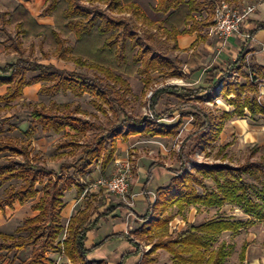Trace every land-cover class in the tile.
<instances>
[{"label":"trees","instance_id":"trees-1","mask_svg":"<svg viewBox=\"0 0 264 264\" xmlns=\"http://www.w3.org/2000/svg\"><path fill=\"white\" fill-rule=\"evenodd\" d=\"M155 1L153 12L166 15V18L156 25L152 22L147 23L143 15L139 16L135 0H47L42 15L51 17L53 25L38 24L22 5L17 6L11 13H0V23L3 26L13 25L16 37L22 42L39 39L41 44L48 45L55 51L58 59L69 58L77 68H87L101 75L89 78L75 71L58 69L52 64H41L32 57L33 47L25 58L21 49L22 43L18 42L13 45L19 55L17 60L0 66V88H6L5 93L0 96V103L9 107L22 98L26 87L40 84V94L56 96L60 93H70L77 98L90 95L98 113L107 115L111 112L113 116L119 113L123 118L119 125L111 119L104 125L94 124L81 119L85 113L78 106L71 108L69 104L51 101L48 106L39 105L30 112L31 123L24 132L26 140L0 138V159L4 160L0 163V182L20 183L18 187H11L5 191L0 199V212L12 208L16 202L23 205L33 200L38 194L37 186H43L42 196L32 206L37 215L25 220L23 225L16 229L17 234L25 236L14 238L0 234V250L8 253L33 248L27 264H43V254L48 250L62 252L72 264H104L103 261H89L87 257L106 242L125 239L135 248V252L123 255L119 264H124L130 256L140 255L136 241L123 233L110 235L94 247H86L88 233L100 220L111 216L124 205L118 204L95 213L96 217L92 218L94 211H90L91 206L87 204L84 209L70 217L67 226L62 223L61 213L64 207V193L72 187L76 189L77 199L86 198V185L79 183L78 178L85 176L92 165H98L103 173L114 162L117 138L126 141L129 136L146 132L153 137H175L178 133L180 122L175 125H162L149 120V117L145 120H136L127 115L124 109L127 102L119 95V91L123 94L127 92L128 87L121 75L145 76L150 71L158 70L170 77H176L178 72L174 61L157 53L151 45L155 34L160 33L174 42L180 33H193L200 27L210 26L211 22H197L193 15L202 10L213 15L216 5L212 0ZM86 3L89 5L103 3L106 6L105 10L110 13H122L125 7L132 16L117 19L98 7L86 6ZM140 21L148 24V27H154V31L145 29L140 36L138 33ZM189 24L190 29L186 31L185 27ZM262 29L264 25L257 28ZM70 36L75 38L72 46L67 45ZM246 55L247 53L242 51L224 71H219V78L211 81L208 87L166 86L155 91L147 100L150 114L159 120L174 112H180L183 116L184 111L190 110L186 114L195 119V129L185 141L187 143L196 140L200 147L205 148L219 139L224 121L232 117L229 113L215 115L205 107L206 101L212 103L216 98L215 89L222 84L223 97L233 96L227 102L234 107V117H244L245 112H248L251 118H264V108L255 99L257 85L249 80L250 75L254 78L261 75L264 79V71L251 63L248 64L246 72L243 71ZM215 71L210 70L207 74L212 76ZM235 72L247 79L246 83L241 85L225 83V79ZM29 75L33 77L29 78ZM145 82L149 83L147 79ZM204 93L206 94L203 95ZM163 94L175 96L179 103L167 112L159 114L157 105ZM38 129L55 135H60L67 129L75 135L84 134L88 130H94L97 134L86 144L81 145L73 141L59 144L58 150L78 149L81 157L74 163L61 165L59 174H54L36 165L39 160L31 157L30 138ZM186 143L183 142L176 153L179 169H168L172 175L170 184L157 190L152 205V212L157 216L149 221L146 219L147 225H143L135 234L164 230L171 218L161 215L168 210L177 209L178 212H182L188 207L222 208L226 204L237 206L249 217V221L217 219L199 226H190L174 238L159 239L146 254L149 256L158 250H164L172 257V264H224L230 254L229 247L223 245L216 251L212 250L215 237L222 233L236 234L254 222L264 221V189L259 198L255 199L246 180L247 177H251L264 184V159L247 161L238 166L224 162L198 163L193 160V153L189 156L185 154ZM187 164L192 166V171L187 170ZM155 166L150 165L147 180ZM70 171L71 176L64 178L63 172ZM207 181L213 183V189H208ZM64 232L66 237L62 240ZM245 252L244 246L240 254L241 264L245 260Z\"/></svg>","mask_w":264,"mask_h":264},{"label":"rangeland","instance_id":"rangeland-1","mask_svg":"<svg viewBox=\"0 0 264 264\" xmlns=\"http://www.w3.org/2000/svg\"><path fill=\"white\" fill-rule=\"evenodd\" d=\"M215 5L221 0H212ZM229 5L234 8L242 9L247 5L255 4L260 0H224ZM88 7H98L101 11H106V6L103 3H94L93 5L85 4ZM135 5L137 6L139 16L143 15L146 18L147 23L152 22L156 25L164 16L161 14H155L153 12L154 0H135ZM114 18L120 17H131L128 8H123L122 13L119 12H107ZM137 19V17L135 18ZM139 21V20H137ZM139 34L142 36L145 29L151 31L154 27H148V24L139 22L138 25ZM2 30L1 40L2 46H4L5 52L0 53V66H4L7 63L15 62L19 55L14 50V44L21 42V49L23 51V57H27L30 52V48L33 47V59L41 64H52L55 67L66 70L69 72H77L87 75L89 78H93L95 75L101 77L100 74H96L94 71L84 68H77L74 63L68 59L60 60L57 58L55 51L48 45L41 44L39 39H32L27 43L22 42L16 37V30L12 25H0ZM156 37L154 42L151 43L155 51L170 60L176 58V67L178 72L181 73L182 84L179 86H185L189 88H197L200 86H205L204 75L200 77H192L189 75L188 70L184 67L185 56L178 54L173 50V43L170 39L166 38L160 33L155 34ZM74 36H70L67 39V45L72 46L74 44ZM248 63H246L243 71L246 72ZM33 75H29L32 78ZM242 77V76H241ZM121 78L127 84L128 90L123 93L119 91L124 100H126L125 111L127 115L134 117L136 120H149L162 124V125H175L180 122V127L178 133L175 137H153L147 132L141 134L139 137L133 138L128 144L129 148L124 153H119L117 155V161L123 162L127 159L130 161L133 169L129 181V192L127 198L131 199L132 195H140L145 197L148 195L146 191L142 190L143 181L137 179H144L146 177L147 169L152 162L160 164L163 166L160 172L163 176H170L165 170L166 168L179 169V164L177 162L176 153L182 146L183 142L186 143L185 139L194 131L195 119L186 114L190 110L184 111L182 116L180 112H175L176 115H170L162 119H155L149 111L147 100L151 95L163 87L172 85L175 78H171L167 73L161 71H150L145 76H124ZM235 76V73L230 74L226 79L225 83L230 85H241L246 83L244 77ZM145 79L149 83L145 82ZM249 80L257 85V94L255 96L256 101L261 98L264 94L261 87H259L260 81L264 79L259 75V78H254L253 75L249 76ZM41 88L40 84L32 85L23 90L22 98L18 99L16 102L12 103L11 106L5 107L4 104L0 103V138H11L19 141L26 140L24 132L28 129L31 123L30 112L32 109L39 105L48 106L51 101H55L57 104H69L71 108L78 106L85 115L81 116V119L90 121L94 124L104 125L109 119L113 120L115 124L122 122V115L117 114L113 116L111 112L107 115L98 113L92 104V97L90 95H84L81 98L74 97L72 94H58L56 96L40 94L39 90ZM220 88V89H218ZM215 89L216 101L217 99L224 100L221 96L222 84L220 87ZM5 87L0 88V96L5 93ZM262 92V93H261ZM264 97V96H263ZM262 97V98H263ZM178 99L169 94H163L157 105V112L159 114L167 112L172 109L176 104H178ZM209 110L215 115H220V111L216 108L217 103H206L205 104ZM143 129V126H142ZM122 130V129H120ZM97 134L94 130H88L86 133L81 135H75L71 130L67 129L64 133L60 135H55L53 133H44L40 129L31 136L30 138V150L31 157L35 160H39L36 165L45 168L54 174H59V168L64 164H71L76 162L80 157V150L78 149H61L58 150L57 146L61 143L67 141H73L82 144H86L92 140L94 135ZM119 151H123V144H119ZM222 148V150H221ZM185 154L189 156L193 153V160L198 163L214 164L224 162L231 166H238L247 161H258L259 159H264V153L258 152L254 157H251V149L241 148L238 149L235 146L234 140L229 136L226 138L223 136L217 141L213 142L209 146L203 148L197 144L196 140H190L185 144L184 149ZM20 160V158H14ZM3 159H0V163H3ZM138 165V166H137ZM117 165L111 168L107 174L100 172L97 165H92L89 168V172L81 177L80 179L76 176L79 183H84L86 185V200H81L79 203H74L73 215L80 211L86 203L91 206L90 211L98 213L103 211L110 205L122 204L115 218L110 217V226L107 224H102L97 229L89 233V240H94L96 238H104L105 236L111 234L110 228L115 227L120 224L125 225V234L138 244L140 255L134 260L136 264H172V257L164 250H158L157 252L146 256L147 252L159 239H169L174 238L177 234L185 231L190 226H199L208 221L217 219H233L240 221H249V217L246 216L237 206L226 204L222 208H197L188 207L182 212H178L177 209L168 210L166 213L161 215V217H170L171 220L167 227L162 231H153L149 233L138 234V231L145 223L146 219H154L157 215L152 212V205L154 202L153 194L148 195L149 199H144L142 201H133L134 205L129 207L120 198L103 193L101 190L93 191L89 189L91 185L96 183L98 180L111 178L116 170ZM187 170L192 171V166L187 164ZM72 171L69 173L63 172V177L71 176ZM247 182L249 183L251 190L255 199L259 198L261 191L264 189V184L259 183L256 179L247 177ZM152 182V181H151ZM18 181H12L7 183L0 182V199L4 196L6 190L11 187H18ZM151 185V183L149 184ZM208 189H213L214 185L212 182L207 181ZM42 185L37 186L38 194L37 196L25 204L21 205L15 203L14 207L11 209H6L0 214V234L6 236H13L17 238L19 236H25V234H17L16 229L23 225L24 221L33 218L37 215V212L32 210V206L35 205L39 198L42 196ZM154 190V189H153ZM201 193V190H198ZM92 195V196H90ZM98 197H101L98 200ZM151 198V200H150ZM70 199L75 200V188L72 187L64 193L63 202L67 203ZM107 201V203H106ZM97 202V205L95 206ZM120 215V217H119ZM119 217V218H118ZM64 226H67V222H62ZM66 233L62 235V239H65ZM120 248L118 249L120 255L125 250L124 241H119ZM229 247V257L226 259L224 264H241L240 254L243 247H246L245 262L243 264H264V221L254 222L252 225L245 227L240 232L236 234L232 233H222L221 235L215 237L212 243V250L216 251L221 246ZM121 250V251H120ZM33 248H28L26 250L16 252H5L0 250V264H27L32 256ZM44 260L46 264H72L62 252L48 250L44 254ZM113 256L110 246L105 245L102 249L95 251L94 253L88 255L87 259L89 261H101L108 260ZM151 260V261H150ZM110 264V263H108Z\"/></svg>","mask_w":264,"mask_h":264},{"label":"crops","instance_id":"crops-1","mask_svg":"<svg viewBox=\"0 0 264 264\" xmlns=\"http://www.w3.org/2000/svg\"><path fill=\"white\" fill-rule=\"evenodd\" d=\"M46 3H47V0H0V13H11L17 8V6L22 5L31 14V16L37 21L38 24L53 25V19L51 17L42 15V11L45 8ZM154 3H155L154 5L155 7L156 6L155 0H154ZM255 5H256L255 11L249 16L247 22L245 23L243 27V30H246L252 35L251 40L243 41L238 36H232L228 38L226 42L223 44L217 38V36H215L214 34H211V28L213 25V15L209 14L206 10H202L199 13L194 14L193 17L197 22H200V23L211 22L212 25L207 26V27H200L197 31L193 33H188V32L180 33L176 36L175 41L172 42L173 50L176 53L182 54L185 56L184 67L186 70H188L189 75L192 77L194 76L200 77L201 75H204L205 86H200V87H204V88L208 87V85L211 84V81H216L220 76L219 71H224L227 68V66H229V64L233 63L236 60L237 56L242 51L247 53L246 63L254 64L258 66L262 71H264V29L257 30L259 26L264 25V0H260L256 2ZM161 15L164 16V19L166 18V15H163V14ZM164 19H161L160 21H163ZM190 25L191 24L185 27L186 31L190 29ZM252 32L254 33L252 34ZM1 33H2V30L0 28V36H1ZM3 52H5V49H4V46H2V40L0 37V53H3ZM173 61L176 64V58ZM7 64H10V63H7ZM210 70H216L212 76L207 74V72ZM177 72H178V69H177ZM235 74L237 75V77H240V79H243L239 73L235 72ZM171 78H175V80L172 82V85H168V86L185 87V86H179L182 84V81L179 80L180 78H182L181 73L178 72V75L176 77H171ZM205 94L206 93H204L203 95ZM221 96L223 97L222 94ZM232 97L233 96L230 95V96H227L226 98L223 97L224 100H221L220 98L217 99L216 101L213 100L215 104L217 103L216 108L220 111V114L229 113L232 115L230 119L224 121L223 131L219 138H222L223 136L225 138L227 136L228 137L230 136L232 140H234L235 146L238 149L249 147V149H251V157H254L258 152L264 153V118L262 117L251 118L248 112H245L244 117H241V118L234 117L233 116L234 107L230 106L227 102ZM206 103H210V102L206 101L205 104ZM171 115H176V113L174 112ZM140 135L141 134L129 136L126 141H123L121 138H117L116 140L117 150H116V154L114 157V162L109 166V168L105 172H103V174H107L109 171H111V168L117 165V162H118L117 155L119 153L126 152L129 148L128 143L133 138L139 137ZM158 139H160V137H158ZM120 143L123 144V151H119L118 146ZM253 152L255 153L252 154ZM154 162L150 164V165L154 164L156 166L152 169L151 177L149 178V180H147V173H148L149 168L147 169L146 177L144 179L142 178L140 179L139 176L137 177V179L138 181L139 180L143 181V184L141 187L142 190L146 191L148 195L153 194V199L155 200L157 190L166 188L170 184L172 175L168 172V169H171V168L165 169L167 173L170 174L171 177H169L168 175L167 176L161 175L160 172L162 171L163 166L160 164L154 163ZM97 167L99 168L98 165ZM150 183L151 185H149ZM148 195H146L145 197L138 196L136 200L142 201L144 199H149ZM100 198L101 197H98V200ZM81 200H86V198L81 197L77 199L76 189H75V200L70 199L69 201H67V203L64 202V207L61 213L62 222L66 221L68 224L70 217L73 216L74 203L75 202L79 203ZM87 204L89 203H86L85 206H87ZM96 205H97V202L95 206ZM85 206L82 209H84ZM115 206L116 205H110L104 210L111 208V207L113 208ZM6 209H11V208H6ZM119 209H117L114 214L107 217L106 219L100 220L97 226L90 232L94 231L102 224H107L110 226L109 218L110 217L115 218L116 216H118L117 212ZM1 213L2 212H0V214ZM94 217H96L95 213L93 214L92 218ZM110 231H111V234L105 236L104 238H100V239L96 238L94 240H91V239L89 240V233H90L89 232L88 238L86 241V247L87 248L94 247L98 245L99 243H101L106 237L110 235L122 234V233L125 234L124 232L125 225H123L121 221L119 225L113 228L111 227ZM119 241H124L127 244L125 245V250L121 255L118 250L120 248ZM105 245L110 246V250L113 256H111V258H109L107 261L101 260L104 262V264H108V263L119 264L123 255L132 254L135 252V248L127 240L117 239V240L106 242L100 248L94 250L92 253H94L97 250L102 249ZM245 255H246V252H245ZM138 257L139 255L130 256L125 261L124 264H136L134 263V260ZM43 264H46V263L43 262Z\"/></svg>","mask_w":264,"mask_h":264},{"label":"built area","instance_id":"built-area-1","mask_svg":"<svg viewBox=\"0 0 264 264\" xmlns=\"http://www.w3.org/2000/svg\"><path fill=\"white\" fill-rule=\"evenodd\" d=\"M255 4L247 5L242 9H238L232 7L224 0L219 1L214 8L211 34L217 36L223 44L232 36H238L243 41L251 40L252 35L246 30H243V27L249 16L255 11ZM235 76L237 75L235 74ZM259 87H261L262 91H264V81H260ZM262 97L258 99L257 103L264 108V97ZM117 166V170L111 178L98 180L96 183L91 185L89 189L93 191L101 190L103 193L116 196L126 205L132 207L134 205L133 201L135 198L140 196L137 194L132 195L131 199L127 198L130 186L129 181L133 167L128 159L121 163L117 162ZM86 192L87 190H85V193ZM62 240H64V238Z\"/></svg>","mask_w":264,"mask_h":264}]
</instances>
